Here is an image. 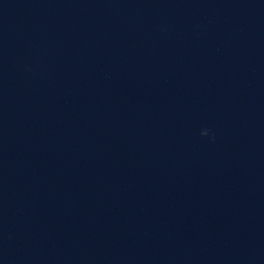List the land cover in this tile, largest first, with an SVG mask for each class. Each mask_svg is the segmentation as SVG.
<instances>
[{
	"label": "clouds",
	"instance_id": "clouds-1",
	"mask_svg": "<svg viewBox=\"0 0 264 264\" xmlns=\"http://www.w3.org/2000/svg\"><path fill=\"white\" fill-rule=\"evenodd\" d=\"M202 135H208L207 131L202 132Z\"/></svg>",
	"mask_w": 264,
	"mask_h": 264
}]
</instances>
